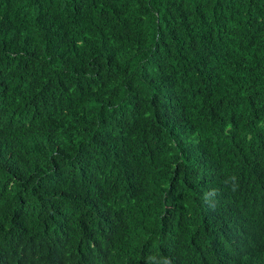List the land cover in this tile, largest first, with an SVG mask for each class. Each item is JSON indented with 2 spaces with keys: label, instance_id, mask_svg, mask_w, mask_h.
Masks as SVG:
<instances>
[{
  "label": "trees",
  "instance_id": "16d2710c",
  "mask_svg": "<svg viewBox=\"0 0 264 264\" xmlns=\"http://www.w3.org/2000/svg\"><path fill=\"white\" fill-rule=\"evenodd\" d=\"M0 264H264V0H0Z\"/></svg>",
  "mask_w": 264,
  "mask_h": 264
},
{
  "label": "clouds",
  "instance_id": "9594fccd",
  "mask_svg": "<svg viewBox=\"0 0 264 264\" xmlns=\"http://www.w3.org/2000/svg\"><path fill=\"white\" fill-rule=\"evenodd\" d=\"M229 181H231V184H230V187H231V190L232 191H235L236 190V187H237V177L236 176H231L229 177L228 180L225 181V183H229ZM210 193H213L214 194V197L217 196L219 193H218V190H212ZM205 200L206 202H208V196L205 197ZM209 207H215V203H209Z\"/></svg>",
  "mask_w": 264,
  "mask_h": 264
}]
</instances>
